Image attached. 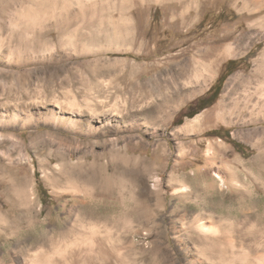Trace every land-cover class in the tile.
Instances as JSON below:
<instances>
[{
  "label": "rangeland",
  "instance_id": "1",
  "mask_svg": "<svg viewBox=\"0 0 264 264\" xmlns=\"http://www.w3.org/2000/svg\"><path fill=\"white\" fill-rule=\"evenodd\" d=\"M263 21L264 0H0V264L42 234L47 264H264Z\"/></svg>",
  "mask_w": 264,
  "mask_h": 264
},
{
  "label": "bare ground",
  "instance_id": "2",
  "mask_svg": "<svg viewBox=\"0 0 264 264\" xmlns=\"http://www.w3.org/2000/svg\"><path fill=\"white\" fill-rule=\"evenodd\" d=\"M262 20V19H261ZM261 27H260V26ZM259 28H264V21L263 22H261V23H259ZM258 28V27H257ZM262 59L264 60V54H263V56H262ZM198 64V63H197ZM213 64H214V62H211V63H209V64H207L208 66H210V68L213 66ZM203 65V64H202ZM207 65H205V66H207ZM188 68V67H187ZM193 69V68H192ZM195 70V69H194ZM196 73L198 72L199 74H200V76H203V78H205V74H207L208 73V71L210 70H207L205 67L203 68L202 67V69H198V66L196 67ZM191 72V71H190ZM202 72V73H201ZM195 73V72H194ZM193 73V74H194ZM195 73V77L197 78V79H199L200 77H199V74H196ZM31 236V235H30ZM30 240V242H31V245L33 246V247H37V251H36V253L34 252V254H32L34 257H33V261H32V264H47V260H48V252H47V249L45 248V244H46V236L45 235H39V236H37L36 235V237H32V239H28V241ZM27 241V240H26ZM48 242V241H47ZM59 243V242H58ZM52 250V249H51ZM55 250V249H54ZM49 251V250H48ZM56 252H58V249H57V251H54V253H56ZM51 253H53L52 251H51ZM52 256V255H51Z\"/></svg>",
  "mask_w": 264,
  "mask_h": 264
},
{
  "label": "trees",
  "instance_id": "3",
  "mask_svg": "<svg viewBox=\"0 0 264 264\" xmlns=\"http://www.w3.org/2000/svg\"><path fill=\"white\" fill-rule=\"evenodd\" d=\"M232 62H233V61H229V64H231ZM221 80H222V77L219 78L218 82L220 83ZM212 89H214V91H213L212 95L209 97L210 100H211L210 104H212V103L217 99V97H218V95H219V89H220V87H218V86H214ZM204 100H205V99H202L201 101H204ZM201 101H200L199 103H201ZM202 108H205V106L202 107ZM194 115H195V114H194ZM194 115H192V117H193Z\"/></svg>",
  "mask_w": 264,
  "mask_h": 264
}]
</instances>
